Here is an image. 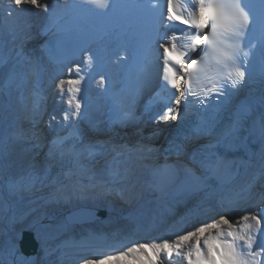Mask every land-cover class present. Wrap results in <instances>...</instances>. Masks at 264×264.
I'll return each instance as SVG.
<instances>
[{
  "label": "snow or ice",
  "instance_id": "snow-or-ice-1",
  "mask_svg": "<svg viewBox=\"0 0 264 264\" xmlns=\"http://www.w3.org/2000/svg\"><path fill=\"white\" fill-rule=\"evenodd\" d=\"M37 8L47 14L39 33L47 37L39 46L40 56L27 48L36 39L29 22L10 29L7 36L0 25V49H8L0 57V106L13 107V90L17 93V111L25 99H30L31 106L23 104V109L35 127L49 99L42 79L45 69L41 60L46 58L56 65L57 73L50 77L48 88L61 97L67 92L63 121L73 131L51 141L42 163L35 151L42 144L33 130L21 129L0 143V185L13 194L29 192L38 183L47 186L51 162L57 158L71 159V167L62 172V178L58 175L52 181L60 186L58 191H70L83 200L88 198L86 193L97 188L93 183L96 173L82 158L85 153L91 158L102 155L107 142L83 146L78 127L81 121L91 123L86 85L94 72L99 75L98 85L104 86L110 113L120 124L137 119V99L153 89L158 90L146 111L162 104L163 112L156 119L167 123L183 118L189 105L207 111L213 101L218 107L221 98L235 95L246 86L253 62L258 63L264 77V0H59V4L3 0L0 19L11 21ZM95 10L114 13L105 34L120 41L130 56L109 61L106 50L93 53L79 45L74 34L87 20V13ZM81 55L82 63H73ZM209 59L214 65L211 75L206 64ZM129 60L123 79L114 80L105 72L109 62ZM65 71L74 76L62 79ZM261 105L258 114L255 108L242 106L222 129L218 120L207 125L201 122L183 142L173 141L165 151L174 153L177 163H167L166 155V162L152 169L150 187L160 195L155 205L129 214L131 230L126 235L118 238V231H89L56 249L44 247L45 256L58 251L57 264H175L177 257L186 264H264V95ZM71 137L75 138L73 143L67 144ZM200 140L207 142L188 156V142ZM9 143L27 145L24 151L34 153L18 176L8 171ZM238 150L244 157L229 159L228 153ZM113 152L116 155L107 162L108 173L113 182H119L131 169L124 167L122 173L121 167L127 162L117 158L123 152L115 146ZM252 169L256 172L251 182L233 185L238 176ZM173 186L177 190L169 198ZM103 193L111 196L113 189L105 186ZM116 196L125 202L129 199L123 191H116ZM177 205H183L184 211L178 212ZM69 248L92 251L88 256H72L65 250ZM21 262L32 264L19 255L16 245L0 249V264Z\"/></svg>",
  "mask_w": 264,
  "mask_h": 264
},
{
  "label": "bare ground",
  "instance_id": "bare-ground-1",
  "mask_svg": "<svg viewBox=\"0 0 264 264\" xmlns=\"http://www.w3.org/2000/svg\"><path fill=\"white\" fill-rule=\"evenodd\" d=\"M45 2L49 4H59V0H40V3ZM2 4L3 0H0V17L3 15ZM40 10L41 12L38 9L37 11L36 9H29L21 13L18 18H14L11 21L0 19V25L3 26L4 35L7 36L10 29L22 25L24 21H27L32 25V32L35 35L36 29L45 22L47 16L42 9ZM33 41L34 40L28 43L27 48L31 47ZM120 49H122V51L113 54L111 61L115 60L118 56H125L123 48ZM3 51L8 52V49L4 48ZM82 60L83 57L77 62L82 63ZM120 66L122 67L120 63H111L109 67L116 80L121 79V75L123 74ZM69 75L74 76V73L67 74L62 77V79H68ZM98 79L99 75L95 74V72L91 78L88 79L86 85L87 95L89 92H92L94 95L96 94V96L100 95V93L102 94V92L99 91V87L101 88L103 86L98 85ZM67 87L68 86L65 85V88ZM146 93L137 99L134 110L137 113L142 114L144 119H148V121L151 120V125H146L142 128V124L140 125L136 122L135 127H141L142 129L134 130L132 126L133 124H120L115 127L113 132L111 126L107 129L104 128V125L106 127L109 125L108 122L101 121V123L97 125V129H94V133L100 136L97 137L99 141L107 142L105 145H112V143H114L115 145L111 148L115 146L118 151H124L123 156L117 158L120 161L127 162L126 165L121 167V172L123 173L124 167H129L131 171L123 180L113 182V178L109 175L107 162L111 161L116 153L113 152L111 154L110 150H108L102 155L96 156V162H92L90 159H82L83 163L88 164L95 169L97 168L93 183H96L98 186L95 190L86 193V196L88 197L87 199L89 200L76 199L72 192H61L55 189L56 187H53L54 183H52V181L54 178L58 175H61L62 178V172L71 167L70 158H65L64 160L56 159L51 162L52 167L50 169L48 180H46V183H48L47 186L38 183L36 187L29 192H24L23 194L12 193L14 195V198H12L10 196L11 192L7 190V187L0 185V239L2 238L4 241L2 245L3 247L9 244H14L18 247V239L21 230L24 228L33 229L37 233L41 242L39 252L36 255L31 256L23 255L19 250L18 252L25 260H31L32 263L41 264L46 259L49 260V262L57 261V257L59 256L58 251L53 252V255L45 256L43 251L44 247H49L51 250L56 249L58 245H62L66 241L72 242L73 240H79L81 237L86 236L89 231L96 233H113L118 231V238H120L131 230L129 227L130 221L122 218V214L127 211L135 213V211L142 206H153L152 203H156L157 197L160 195V193L153 191L150 185L152 184V169L154 168L152 164L156 158V150L161 146V142L164 139L163 133L161 134V132H159V130L163 129V124L159 125V121L156 119L163 110L161 107H157L152 111H146L142 105H140L142 104ZM47 94L49 97L47 110L44 113L43 118L37 121L34 128L30 121L25 118V115L27 116L28 112L23 109V104H27L28 107L31 106L30 99H25L20 105L21 110L17 111V95L12 92L14 101L13 107L8 109L0 106V143L9 140L12 133L20 131L21 129L35 131L38 133L42 144L41 148L35 150L39 152L36 159L40 163L44 161L46 150L49 146L48 143H45L46 136L48 135L49 137L50 133H57L61 129L62 124L59 122L63 121V113L68 109V105L64 102L67 99V92L64 93L63 97H61L58 91L53 90L52 92L47 90ZM6 99L7 98L5 97V100ZM106 109L107 102L98 98L97 102L92 105L90 104L88 111L92 116H96V120H99V118L102 119V117L105 118L106 116H109ZM23 111L25 113L24 115ZM53 116H55V120L51 119ZM92 116H90L91 119ZM16 117H18V121H16ZM50 123L51 127L49 126ZM152 124L158 125V127H153ZM92 132L93 131H89V134ZM112 133L117 134L116 137H109ZM127 145L133 146L135 156L127 153L129 148ZM25 147H27V145L21 143H9V155L7 157L8 171L13 175L21 174L23 167L34 154L26 153L24 151ZM141 148H143V151L138 150ZM148 149H152L153 151L149 152ZM255 172L256 169L250 170L248 174L242 175L234 181L233 185L239 186L246 182H251L254 178ZM85 183H87V181H85ZM105 186L113 189V194L111 196H107L103 193V188ZM116 191L125 192L129 196L127 202L119 199L116 196ZM131 191L133 193H131ZM64 197L72 198L70 200H65ZM76 203L100 206L108 209L110 213L113 210H117L118 212L115 216H111L112 214L114 215V213H112L110 216L108 215L106 218L95 223L70 226L62 220L61 213L63 214L64 211L75 206ZM245 207H248V205H245ZM176 210L178 212H183V205H177ZM153 235L166 236L168 233H154ZM65 250L72 256H88L92 251L91 249L70 248ZM175 264H186V262L183 261L182 257H177L175 259Z\"/></svg>",
  "mask_w": 264,
  "mask_h": 264
},
{
  "label": "water",
  "instance_id": "water-1",
  "mask_svg": "<svg viewBox=\"0 0 264 264\" xmlns=\"http://www.w3.org/2000/svg\"><path fill=\"white\" fill-rule=\"evenodd\" d=\"M131 212L127 211L122 214V218L127 219ZM108 212L104 208L94 205H79L66 211L63 214V220L66 224L83 225L91 224L106 218ZM40 239L33 229L24 228L20 232L17 249L26 256L36 255L40 249Z\"/></svg>",
  "mask_w": 264,
  "mask_h": 264
},
{
  "label": "rangeland",
  "instance_id": "rangeland-1",
  "mask_svg": "<svg viewBox=\"0 0 264 264\" xmlns=\"http://www.w3.org/2000/svg\"><path fill=\"white\" fill-rule=\"evenodd\" d=\"M37 9L41 12V10H40L39 8H37ZM37 9H36V11H37ZM40 12H39V13H40ZM24 114H25V113H24V111H23V115H24ZM25 117H26V115H25ZM22 118H23V116H22ZM14 120H15V119H14ZM16 121H18V117H16ZM18 175H19V174H17V176H18ZM45 184L47 185L48 183H46V181H45ZM53 187H56L55 189H57V190L60 188V186H59L58 184H54ZM10 196H11L12 198H14V195H13L12 193L10 194ZM152 204L155 205V203H152ZM21 207H22V206H21ZM3 243H4V241H3V239L1 238V239H0V249H2V247H3V246H2ZM48 248H49V247H48ZM49 250H51V248H49ZM53 254H54V253H53ZM53 254H52V255H53ZM53 263H54V264H57V261L55 260V261L49 262V260L46 259V260L43 261L41 264H53ZM21 264H22V262H21ZM32 264H35V263H32Z\"/></svg>",
  "mask_w": 264,
  "mask_h": 264
}]
</instances>
